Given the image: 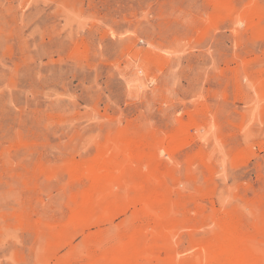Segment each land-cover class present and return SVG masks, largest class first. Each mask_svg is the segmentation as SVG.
Returning a JSON list of instances; mask_svg holds the SVG:
<instances>
[{
  "label": "rangeland",
  "instance_id": "obj_1",
  "mask_svg": "<svg viewBox=\"0 0 264 264\" xmlns=\"http://www.w3.org/2000/svg\"><path fill=\"white\" fill-rule=\"evenodd\" d=\"M0 264H264V0H0Z\"/></svg>",
  "mask_w": 264,
  "mask_h": 264
}]
</instances>
